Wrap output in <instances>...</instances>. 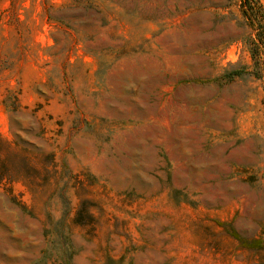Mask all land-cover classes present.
Instances as JSON below:
<instances>
[{"label": "rangeland", "instance_id": "rangeland-1", "mask_svg": "<svg viewBox=\"0 0 264 264\" xmlns=\"http://www.w3.org/2000/svg\"><path fill=\"white\" fill-rule=\"evenodd\" d=\"M241 1L0 0V264H264Z\"/></svg>", "mask_w": 264, "mask_h": 264}, {"label": "trees", "instance_id": "trees-1", "mask_svg": "<svg viewBox=\"0 0 264 264\" xmlns=\"http://www.w3.org/2000/svg\"><path fill=\"white\" fill-rule=\"evenodd\" d=\"M241 7H242V11H243V15L245 20L247 21V25L249 26V28L254 29V12L257 10V5L254 2V0H242L241 1ZM252 57L254 59V70H253V74L258 75L259 77L264 78V62L261 63V59H260V55L264 54V43L263 41L261 43H255L252 45ZM239 71H234L232 74H230L231 76H237L239 75ZM0 147L1 148H5L10 150L12 148V144L3 139L2 137H0ZM26 159V157H24ZM26 166L28 165L27 163L25 164ZM0 171L1 173L4 175H6V177H8L9 179H12V175L9 174L8 172V165L6 164V162L3 160L1 162L0 165ZM7 172V173H5Z\"/></svg>", "mask_w": 264, "mask_h": 264}]
</instances>
